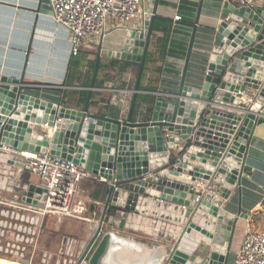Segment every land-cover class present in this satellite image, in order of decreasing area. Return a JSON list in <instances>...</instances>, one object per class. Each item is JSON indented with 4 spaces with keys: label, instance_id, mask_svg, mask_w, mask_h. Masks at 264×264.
Instances as JSON below:
<instances>
[{
    "label": "water",
    "instance_id": "obj_1",
    "mask_svg": "<svg viewBox=\"0 0 264 264\" xmlns=\"http://www.w3.org/2000/svg\"><path fill=\"white\" fill-rule=\"evenodd\" d=\"M155 14L154 8L122 29L120 51L103 50L98 43L93 80L100 55L138 64L124 119L91 113V91L82 110L34 96L24 81L27 59L18 77L0 75V144L72 160L107 180L100 188L103 203L94 234L80 251L71 254L70 249L67 260L55 264H120L110 260L113 251L134 249L133 238L148 236L167 249L147 264H227L237 223L247 217L239 200L242 180L252 170L246 163L250 141L257 122L264 121V10L244 0H225L211 28L205 76L195 80L198 87H190L185 79L198 9L186 25L191 35L177 89L158 91L141 120L134 121L153 22L159 19ZM246 89L255 93L251 105L239 96ZM169 149L176 151L171 160L165 156ZM23 166L22 158L0 153V191L10 189L15 199L42 206L46 190L40 182H21ZM206 182L216 183L220 196L207 193L194 203L195 184ZM0 217L6 219L0 221V253L27 263L37 220L10 210H0Z\"/></svg>",
    "mask_w": 264,
    "mask_h": 264
},
{
    "label": "crops",
    "instance_id": "obj_2",
    "mask_svg": "<svg viewBox=\"0 0 264 264\" xmlns=\"http://www.w3.org/2000/svg\"><path fill=\"white\" fill-rule=\"evenodd\" d=\"M39 2L40 0H0V75L18 77L23 71L27 59L24 81L30 86L31 94L34 96L46 101L60 102L62 106L70 108L65 105L64 92L87 90L91 91V94L95 93L94 101L89 103L91 113L116 119L126 118L135 85L134 71L138 64L100 55L98 64L103 65V70L99 74L96 72L94 80V73L89 72L87 64H84L74 79L75 86H66L67 68L71 58L68 45L62 37V33L53 25L49 8L47 5H43V0L39 12H35ZM224 2L225 0H142L145 13L149 14L155 8V15L159 17L153 22L148 50L155 52L159 45L158 41L163 37L168 26L169 40L165 58L156 64L161 68L156 90H139L136 96L134 121L141 120L146 109L156 99L158 91H175L177 89L191 35V29L186 25L194 22L196 12L200 9L193 51L185 79L186 86L198 87L195 80L205 76L207 64L204 60L208 54L206 51L214 39L211 28L219 21ZM252 6L264 10V0H252ZM175 16H178L179 20H174ZM123 33L122 29L109 27L103 37L95 43L84 44L79 53L83 50L89 51L86 59L96 60L100 40L103 50L120 51ZM150 67L149 71L153 68ZM95 79L98 80L99 86L94 85ZM248 91L254 96L255 93L252 90ZM139 95L142 96L141 99H138ZM82 108L71 109L82 110ZM254 135L255 137L250 141V157L246 160L252 170L247 176L248 178L242 180V198L239 200L242 212L247 216L252 215L258 203L264 202V121L257 122ZM165 156L171 160L176 156V151L169 149L165 152ZM28 179L40 182L39 177L35 174L28 175L25 180ZM102 186V182L98 181V176L92 174L89 179H84L79 184L76 201L85 206L84 217L86 220L59 218L53 215L46 217L38 245V260L45 254L58 252L70 242H72L71 254L80 251L82 244L88 241L95 232L96 218L101 212L103 203L100 194ZM7 190L9 191L5 193V196L15 199V194L10 189ZM237 200L235 194L231 206L234 211ZM4 220L6 221L4 217H0L1 222ZM245 220L246 217L239 219L237 228L242 225L245 228ZM50 222H53V229L50 228ZM19 224L27 226L24 222H19ZM61 228L65 232L66 229H69L71 235L63 234L56 249L54 247L48 249L42 240L45 231L49 230L52 234L58 235ZM133 239L136 245L141 247L140 250H137L136 247L114 250L110 260L112 262L125 260V262L129 261V264H147L167 249L164 244L157 243L156 238L150 236L145 237L144 240ZM229 257L230 251L227 264ZM209 263L206 262V264Z\"/></svg>",
    "mask_w": 264,
    "mask_h": 264
},
{
    "label": "built area",
    "instance_id": "obj_3",
    "mask_svg": "<svg viewBox=\"0 0 264 264\" xmlns=\"http://www.w3.org/2000/svg\"><path fill=\"white\" fill-rule=\"evenodd\" d=\"M46 2L50 19L62 33L70 56L78 55L84 44L95 43L104 36L109 27L127 29L136 19L139 20L146 14L142 0H46ZM244 3L252 5V0H244ZM174 20H179V17L175 16ZM239 96L242 103L247 105L254 103V96L248 90H244ZM0 153L22 158L26 171L22 182L28 175L35 174L46 190L42 206L8 198L5 193L9 190L0 191V210L14 211L37 220L33 242L25 255L27 261L25 264H34L48 215L86 220L85 206L76 201V194L81 181L89 179L91 174L72 160L51 156L48 153L20 151L2 143ZM98 181L107 182L105 178L99 176ZM195 191L197 195L193 199L194 203L200 202L202 196L207 193L215 197L220 196L218 185L214 182L195 184ZM245 221V232L232 264H264V202L258 203L252 215L247 216ZM3 243L0 238V245ZM71 245L72 242L58 252L43 255L40 264H55L57 261L60 263L67 260ZM14 258L15 264H24L19 262L20 258Z\"/></svg>",
    "mask_w": 264,
    "mask_h": 264
},
{
    "label": "trees",
    "instance_id": "obj_4",
    "mask_svg": "<svg viewBox=\"0 0 264 264\" xmlns=\"http://www.w3.org/2000/svg\"><path fill=\"white\" fill-rule=\"evenodd\" d=\"M169 25V24H168ZM169 40V26L164 31V35L158 41L159 45L156 47L155 52H151L147 50L145 56V63L141 75V81L139 85V90H147V91H154L156 90V85L159 82L161 68L158 67L156 64L157 62L162 61L165 58L167 44ZM89 51L83 50L76 56H71L70 61L68 63L67 68V76L65 84L66 86L73 87L75 86L74 79L77 77L80 69L84 64H87L88 71L94 73L96 60H88L86 57L88 56ZM152 66L153 68L149 71ZM103 70V65L98 64L97 74L101 73ZM138 66L135 68L134 76H137ZM97 78V76H96ZM98 80L95 79L94 85L99 86ZM87 90L77 91H65L64 98H65V105L70 108H82L85 104L86 97H87ZM95 93L91 94L90 101H94ZM142 96L139 95L138 99H141Z\"/></svg>",
    "mask_w": 264,
    "mask_h": 264
},
{
    "label": "rangeland",
    "instance_id": "obj_5",
    "mask_svg": "<svg viewBox=\"0 0 264 264\" xmlns=\"http://www.w3.org/2000/svg\"><path fill=\"white\" fill-rule=\"evenodd\" d=\"M43 5L44 6H46L47 5V2H46V0H43ZM49 224V223H48ZM50 228L51 229H53V222L51 223L50 222ZM236 231H235V233H234V236H233V240H232V245H231V250H230V257H229V262H228V264H231L232 263V261H233V258H234V256H235V251H236V249L239 247V245H240V243H241V241H242V238H243V232H244V230H245V228H244V226L242 225V226H240L239 228H237V226H236ZM69 229H66V232L64 231V229L63 228H61V230L59 231V234L58 235H54V234H52L51 232H49V230H47V231H45V233H44V235H43V244L49 249L50 247H54V249H56V245H57V243L59 242V240H60V238H61V236L63 235V234H70L71 235V233H70V231H68ZM81 232H83L82 231V229H81ZM69 235V236H70ZM76 236V233H75V235H74V237ZM39 243H40V241H39ZM42 243V242H41ZM1 257L2 258H5V259H7V260H10V261H14L15 260V258H14V256H12V255H8V254H1ZM38 258V256L36 255V258H35V260H34V264H40V260H38L37 259ZM41 259V258H40Z\"/></svg>",
    "mask_w": 264,
    "mask_h": 264
},
{
    "label": "bare ground",
    "instance_id": "obj_6",
    "mask_svg": "<svg viewBox=\"0 0 264 264\" xmlns=\"http://www.w3.org/2000/svg\"><path fill=\"white\" fill-rule=\"evenodd\" d=\"M135 247L137 248L139 246L135 245ZM0 264H15V263L13 261L7 260V259L2 258L0 256ZM120 264H129V261L125 262V260H123V261H121Z\"/></svg>",
    "mask_w": 264,
    "mask_h": 264
}]
</instances>
